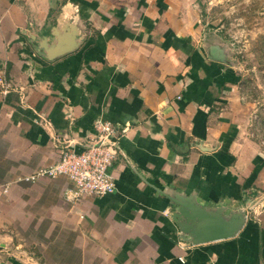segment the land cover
<instances>
[{"label": "crops", "instance_id": "crops-1", "mask_svg": "<svg viewBox=\"0 0 264 264\" xmlns=\"http://www.w3.org/2000/svg\"><path fill=\"white\" fill-rule=\"evenodd\" d=\"M200 2L0 0L15 88L0 95V264H264V149ZM98 119L121 136L114 193L76 200L65 177L31 180ZM176 196L250 209L234 238L193 246L171 218Z\"/></svg>", "mask_w": 264, "mask_h": 264}, {"label": "rangeland", "instance_id": "rangeland-1", "mask_svg": "<svg viewBox=\"0 0 264 264\" xmlns=\"http://www.w3.org/2000/svg\"><path fill=\"white\" fill-rule=\"evenodd\" d=\"M201 22L229 45L241 75L246 136L264 149V0H201Z\"/></svg>", "mask_w": 264, "mask_h": 264}, {"label": "built area", "instance_id": "built-area-1", "mask_svg": "<svg viewBox=\"0 0 264 264\" xmlns=\"http://www.w3.org/2000/svg\"><path fill=\"white\" fill-rule=\"evenodd\" d=\"M14 90L7 68L0 66V95L7 96ZM93 130V137L80 145V151L66 145L61 151L60 160L41 169L31 180L65 177L73 185L68 190V196L76 200L83 196L105 197L114 193L116 179L112 167L121 136L116 126L106 120H95Z\"/></svg>", "mask_w": 264, "mask_h": 264}, {"label": "water", "instance_id": "water-1", "mask_svg": "<svg viewBox=\"0 0 264 264\" xmlns=\"http://www.w3.org/2000/svg\"><path fill=\"white\" fill-rule=\"evenodd\" d=\"M71 26L77 35L78 29L73 24ZM171 201L174 206L171 218L177 225L179 237L193 246L234 238L243 228L247 210L250 209L241 208L240 204L235 203L233 210L226 216V206L207 209L197 204L193 196L171 197Z\"/></svg>", "mask_w": 264, "mask_h": 264}]
</instances>
